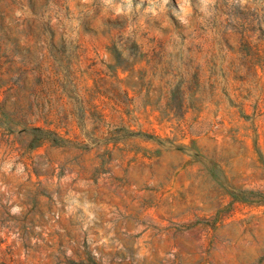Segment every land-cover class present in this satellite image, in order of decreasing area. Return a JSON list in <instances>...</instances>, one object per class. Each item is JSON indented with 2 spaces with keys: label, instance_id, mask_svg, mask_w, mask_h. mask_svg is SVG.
Returning a JSON list of instances; mask_svg holds the SVG:
<instances>
[{
  "label": "rangeland",
  "instance_id": "374dc122",
  "mask_svg": "<svg viewBox=\"0 0 264 264\" xmlns=\"http://www.w3.org/2000/svg\"><path fill=\"white\" fill-rule=\"evenodd\" d=\"M0 264H264V0H0Z\"/></svg>",
  "mask_w": 264,
  "mask_h": 264
}]
</instances>
